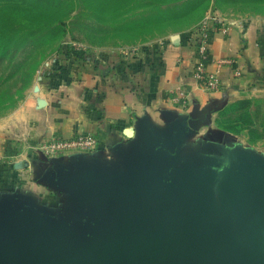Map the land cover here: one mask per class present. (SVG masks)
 Returning a JSON list of instances; mask_svg holds the SVG:
<instances>
[{
	"label": "crops",
	"instance_id": "crops-1",
	"mask_svg": "<svg viewBox=\"0 0 264 264\" xmlns=\"http://www.w3.org/2000/svg\"><path fill=\"white\" fill-rule=\"evenodd\" d=\"M188 32L147 47L136 58L103 51V62H76L60 76L45 67L36 94L12 120L0 122V209L4 193H15L8 197L14 201L24 193L55 217L66 214V201L52 197L35 177L41 181L47 170L56 168L127 175L126 159L145 151L149 136L167 140L177 127L186 132L183 144L195 146L182 147L181 155L215 152L227 140L216 125L218 113L242 98L264 100V19L238 21L227 35L214 34L207 71L216 69L217 60L229 61L221 69L222 87L216 93L202 91L194 78L197 59L187 44ZM176 89L188 93V102L173 100ZM88 133L99 139L95 151L50 161L37 150L53 137L68 140Z\"/></svg>",
	"mask_w": 264,
	"mask_h": 264
},
{
	"label": "water",
	"instance_id": "water-1",
	"mask_svg": "<svg viewBox=\"0 0 264 264\" xmlns=\"http://www.w3.org/2000/svg\"><path fill=\"white\" fill-rule=\"evenodd\" d=\"M184 135L177 127L167 140L149 136L146 150L126 159L127 175L56 168L64 173L56 188L75 197L89 216L86 226L78 205L55 217L20 196L5 197L0 264H264V183L238 174V188L202 162L178 167ZM232 204L241 226L228 232L218 219Z\"/></svg>",
	"mask_w": 264,
	"mask_h": 264
},
{
	"label": "rangeland",
	"instance_id": "rangeland-1",
	"mask_svg": "<svg viewBox=\"0 0 264 264\" xmlns=\"http://www.w3.org/2000/svg\"><path fill=\"white\" fill-rule=\"evenodd\" d=\"M209 15L236 23L264 19V0H0V122L12 120L28 97L36 94L47 63L57 56L70 57L66 53L72 43L107 53L130 52L129 58H136V52L191 31ZM71 64L65 60L63 69ZM55 71L59 74L60 70ZM215 122L221 137L227 140L215 152L180 154L177 166L188 161V165L197 167L195 163L202 162L225 172V177H231L225 181L237 183L238 188L242 186L238 174L255 177L263 184L264 100L249 97L232 102L218 113ZM184 146L185 150L195 147ZM12 160L6 161L12 164ZM62 174L47 170L43 174L47 184L36 177L34 181L45 185L52 197L62 198L66 205H78L80 222L86 226L89 216L86 218L85 210L73 202L75 197L71 199L69 191L56 188ZM172 179L168 176L165 182ZM199 184L200 179L194 177L193 185ZM14 194L4 193L11 198ZM19 195L26 200L24 193ZM240 197L238 192L234 202L239 203ZM237 205L232 204L218 219V225L228 232L241 226L235 216Z\"/></svg>",
	"mask_w": 264,
	"mask_h": 264
},
{
	"label": "built area",
	"instance_id": "built-area-1",
	"mask_svg": "<svg viewBox=\"0 0 264 264\" xmlns=\"http://www.w3.org/2000/svg\"><path fill=\"white\" fill-rule=\"evenodd\" d=\"M236 22L227 21L224 18L207 16L198 26L188 32L187 44L194 49L197 64L195 66L194 78L201 83L200 89L209 93L219 92L222 87L220 78L221 69L229 61L217 60L215 62L216 69L207 71L206 63L210 58V44L214 34L222 33L227 35L230 28L236 25ZM70 46V45H69ZM68 48V47H67ZM70 51V52H69ZM70 57L57 56L51 62L47 63L46 68L50 69V73L56 74L55 70L63 69L64 61L68 63L82 62L83 64H91L94 61L103 62L106 54L102 51L93 50L89 46L82 43H72L70 50H67ZM125 59L130 57V52H122ZM140 52H136L139 55ZM237 72V76H240ZM175 102H188L189 95L184 89H176L174 91ZM99 139L93 134H82L75 138L64 140L53 137L51 140L40 145L37 150L47 160L64 157L73 153H89L95 151L99 147Z\"/></svg>",
	"mask_w": 264,
	"mask_h": 264
},
{
	"label": "trees",
	"instance_id": "trees-1",
	"mask_svg": "<svg viewBox=\"0 0 264 264\" xmlns=\"http://www.w3.org/2000/svg\"><path fill=\"white\" fill-rule=\"evenodd\" d=\"M67 55H69V54H67ZM59 70L61 71V72L59 71V74H58L59 76H60V74H61L62 72H65V71H66L65 69H61V68H60Z\"/></svg>",
	"mask_w": 264,
	"mask_h": 264
}]
</instances>
